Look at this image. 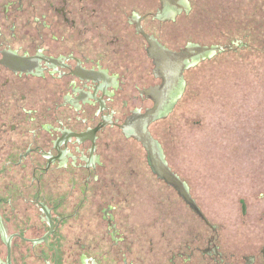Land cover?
Returning a JSON list of instances; mask_svg holds the SVG:
<instances>
[{
	"label": "flooded vegetation",
	"instance_id": "flooded-vegetation-1",
	"mask_svg": "<svg viewBox=\"0 0 264 264\" xmlns=\"http://www.w3.org/2000/svg\"><path fill=\"white\" fill-rule=\"evenodd\" d=\"M57 2L29 0L24 7L22 0H15L1 7L3 17L10 8L16 15L9 24L0 18V191L7 196L0 201L13 218L5 221L0 212L5 232L4 238L0 231V264L7 262V243L11 264H24L28 258L33 264H54L55 258L56 264H135L126 259L132 241L123 237L108 196L110 136L119 134L135 144L146 163L142 145L118 126L155 104H162L165 114L159 119L165 118L192 60H169L163 66L161 58L148 56L149 45L136 32L137 24L170 51L186 46L172 49L160 41L159 0L154 12L126 17L132 41L130 36L115 37L109 21L96 25L83 0ZM38 8H43L40 14ZM90 11L96 13L95 8ZM17 17L23 18L20 25ZM156 122L149 126L152 137L150 128ZM101 123L106 125L95 131ZM151 174L202 223L198 231L187 226L182 240L176 238L169 248L159 247L158 264L162 258L164 264H231L228 260L236 257L223 253L218 227L204 214L206 221L194 214L171 186ZM59 193L66 194L55 201ZM46 213L53 233L44 242L49 232ZM123 244L126 248H119ZM241 260L264 264V245Z\"/></svg>",
	"mask_w": 264,
	"mask_h": 264
},
{
	"label": "rangeland",
	"instance_id": "rangeland-1",
	"mask_svg": "<svg viewBox=\"0 0 264 264\" xmlns=\"http://www.w3.org/2000/svg\"><path fill=\"white\" fill-rule=\"evenodd\" d=\"M11 1L15 0H0V18L6 24L16 15L15 9L3 17L1 7ZM22 1L24 7L29 2ZM49 1L58 6L57 0ZM185 2L186 11L170 17L173 21L163 20L156 32L160 41L172 49L192 44L224 50L188 63L178 99L150 130L168 167L187 184L208 221L218 227L225 256L236 257L228 262L244 264L241 256H251L264 245V0ZM83 4L96 25L109 21L115 37L130 36L131 41L126 17L159 8L158 0H83ZM42 10L37 9L39 14ZM17 18L20 25L23 18ZM49 22L53 23L51 18ZM111 135L108 196L116 206L123 237L132 241L126 259L158 264L159 247L169 248L176 238L182 240L187 226L198 231L202 223L174 192L156 183L135 144ZM64 194L51 198L56 201ZM6 197L0 191V199ZM3 204L0 201L1 213ZM24 264L33 261L28 258Z\"/></svg>",
	"mask_w": 264,
	"mask_h": 264
},
{
	"label": "water",
	"instance_id": "water-1",
	"mask_svg": "<svg viewBox=\"0 0 264 264\" xmlns=\"http://www.w3.org/2000/svg\"><path fill=\"white\" fill-rule=\"evenodd\" d=\"M160 10L158 11L156 17L158 19L174 17L176 13L181 11H186L188 8L186 6L185 0H159ZM136 32L143 36L146 42L149 45V49H147V54L153 59L161 58L160 63L164 66L167 61L171 60L176 63H180L181 60H188L198 58H206L211 54L222 52L224 49L219 47H200L197 45L188 44L179 52H173L161 44H159L152 36L146 34L140 25L137 24ZM159 63V64H160ZM188 65V64H187ZM162 66V67H163ZM188 67V66H185ZM162 89V87H161ZM162 104L158 106L155 104L151 109L146 110V112L142 115H135L131 119L127 120L123 125H119L118 127L123 131V133L129 137L139 142L144 148L147 157V164L151 170V172L160 180L164 181L167 185L171 186L181 197V199L190 207L194 214L199 216L201 219L205 220L203 213L200 209L194 204L193 200L190 198L189 192L185 187V184L169 169L166 165L160 144L151 136L149 132V126L162 117L164 112H162ZM169 111V110H168ZM162 114V115H161ZM106 123H101L95 131L99 130L101 127L105 126ZM46 216L49 220V232L43 237V241L46 242L49 235L53 233V222L50 218V215L46 213ZM1 223V222H0ZM0 231L5 238V232L2 230L0 225ZM10 240V238H9ZM3 250V247H1ZM1 250V256L4 251ZM4 264L10 263V249L9 243H7V262ZM56 264V258L54 261Z\"/></svg>",
	"mask_w": 264,
	"mask_h": 264
}]
</instances>
